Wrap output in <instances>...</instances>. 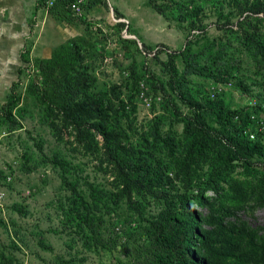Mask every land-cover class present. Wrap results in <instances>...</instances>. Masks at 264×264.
I'll list each match as a JSON object with an SVG mask.
<instances>
[{
	"label": "rangeland",
	"instance_id": "374dc122",
	"mask_svg": "<svg viewBox=\"0 0 264 264\" xmlns=\"http://www.w3.org/2000/svg\"><path fill=\"white\" fill-rule=\"evenodd\" d=\"M90 2L74 23L0 0V110L21 96L13 132L0 117V264H153L167 225L189 264H229L264 229V0ZM233 113L257 142L231 147Z\"/></svg>",
	"mask_w": 264,
	"mask_h": 264
},
{
	"label": "trees",
	"instance_id": "16d2710c",
	"mask_svg": "<svg viewBox=\"0 0 264 264\" xmlns=\"http://www.w3.org/2000/svg\"><path fill=\"white\" fill-rule=\"evenodd\" d=\"M68 4V0H58L55 7L50 10V13L60 17V18H70L68 16V11L66 10V6ZM91 9V7H89ZM156 10L161 11L157 6H155ZM186 74H196V75H204L205 71L199 68L198 63L193 62L192 58L186 59ZM21 73L19 74V78L21 77ZM47 83V82H46ZM31 86L34 87V82L31 83ZM19 87V83L13 84L11 94L9 95L7 102L3 105L0 110V117L5 120V122H9V126L16 125V115L14 114V108L18 105L21 100V96L17 93V89ZM43 98V95H42ZM253 115H250V119L252 121ZM242 116L238 113L231 114V117L228 119L226 124V138L228 142L232 145L231 147L244 146L251 142L249 139V133L255 132L258 134V129L251 130L250 128H246L244 126H240L239 130V140L235 132L234 128L236 124H241ZM9 127V131L13 132L14 128ZM259 129L261 132L264 130V126L262 124L259 125ZM257 130V131H256ZM256 134V135H257ZM257 142V140H256ZM216 186V184H212V187ZM173 220V219H172ZM170 227L167 225L166 227L160 229L157 232V240L160 244L166 245L167 252L165 255L156 256L154 258L153 264H189L190 262L187 259V247L189 245L188 241H179L175 236L170 232ZM259 231H264V229L259 228V230H250L247 227H243V229L238 230L233 238V251L227 256L226 260L229 261V264H264V234H260ZM195 264V263H193ZM196 264H199L196 262Z\"/></svg>",
	"mask_w": 264,
	"mask_h": 264
},
{
	"label": "built area",
	"instance_id": "2783aa9c",
	"mask_svg": "<svg viewBox=\"0 0 264 264\" xmlns=\"http://www.w3.org/2000/svg\"><path fill=\"white\" fill-rule=\"evenodd\" d=\"M58 0H40L42 8L46 11L50 12L56 5ZM90 0H68V4L66 6V10L68 11V16L70 19L78 21V22H92L90 18ZM231 85V84H230ZM225 88L219 87L215 92L211 93V97L215 98L218 93H221ZM254 119V117H253ZM249 139L251 141L256 140V134L250 132Z\"/></svg>",
	"mask_w": 264,
	"mask_h": 264
},
{
	"label": "crops",
	"instance_id": "0c3cea01",
	"mask_svg": "<svg viewBox=\"0 0 264 264\" xmlns=\"http://www.w3.org/2000/svg\"><path fill=\"white\" fill-rule=\"evenodd\" d=\"M38 2H39V4H38ZM36 10L37 11H42L43 10V12H46V14H50V15H53V14H51L50 12H48V11H46L44 8H42V6H41V3H40V0H37V8H36ZM55 16V15H54ZM57 17V16H56ZM58 18H60V17H58ZM61 19H66V20H71V21H73L74 23H80V22H78V21H75V20H72V19H70V18H61Z\"/></svg>",
	"mask_w": 264,
	"mask_h": 264
}]
</instances>
